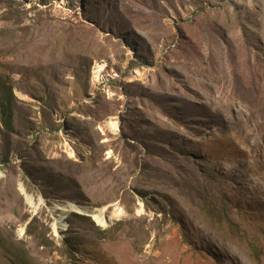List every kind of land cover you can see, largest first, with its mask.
Returning a JSON list of instances; mask_svg holds the SVG:
<instances>
[{"label":"rangeland","instance_id":"374dc122","mask_svg":"<svg viewBox=\"0 0 264 264\" xmlns=\"http://www.w3.org/2000/svg\"><path fill=\"white\" fill-rule=\"evenodd\" d=\"M0 102V264H264V0H0Z\"/></svg>","mask_w":264,"mask_h":264},{"label":"bare ground","instance_id":"6f19581e","mask_svg":"<svg viewBox=\"0 0 264 264\" xmlns=\"http://www.w3.org/2000/svg\"><path fill=\"white\" fill-rule=\"evenodd\" d=\"M22 193L25 195V198L26 199H30L28 197V194H26V192L22 191ZM30 202V201H29ZM57 209H60V213H62V210H65V211H75V212H78V213H81V214H86L87 212L89 213V210L90 208L85 206V207H80V206H77L73 203H68L66 206H62L61 204H58L57 205ZM120 214V211L119 210H114L113 213H112V216L113 217H118ZM89 215V214H88ZM90 217H92L94 220H96L97 224L100 225V226H105L106 224V220H105V217L103 215V211L100 209L98 210H92V215H89Z\"/></svg>","mask_w":264,"mask_h":264},{"label":"trees","instance_id":"16d2710c","mask_svg":"<svg viewBox=\"0 0 264 264\" xmlns=\"http://www.w3.org/2000/svg\"><path fill=\"white\" fill-rule=\"evenodd\" d=\"M0 108L3 114V123L8 129L11 125V116L9 114V109L4 107V103L0 102Z\"/></svg>","mask_w":264,"mask_h":264},{"label":"water","instance_id":"95a60500","mask_svg":"<svg viewBox=\"0 0 264 264\" xmlns=\"http://www.w3.org/2000/svg\"><path fill=\"white\" fill-rule=\"evenodd\" d=\"M88 214L92 215V210L91 209L89 210V213L87 212L86 214H83V215L90 217ZM93 221H95V220H93Z\"/></svg>","mask_w":264,"mask_h":264}]
</instances>
